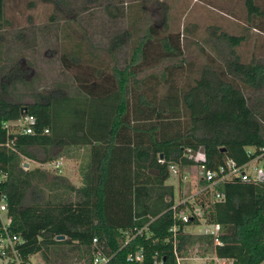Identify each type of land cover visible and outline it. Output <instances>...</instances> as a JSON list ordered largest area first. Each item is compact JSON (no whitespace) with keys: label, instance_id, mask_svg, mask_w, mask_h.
I'll return each instance as SVG.
<instances>
[{"label":"trees","instance_id":"16d2710c","mask_svg":"<svg viewBox=\"0 0 264 264\" xmlns=\"http://www.w3.org/2000/svg\"><path fill=\"white\" fill-rule=\"evenodd\" d=\"M40 1L54 7L52 22L69 7V0ZM5 2L0 0V60L6 56L8 61L6 69H0V170L8 174L3 187L12 232L23 240L20 254H40L42 264H93L98 251L110 258L108 264H178L177 255L186 257L197 247L229 264H261L264 183L217 185L225 198L212 205L208 220L221 224V246L209 236L188 231L194 222L184 225L177 220L172 210L175 186L167 184L169 163H193L184 156L189 148L201 150L213 169L226 159L244 164L250 159L249 147L257 148L256 154L264 148V95L249 99L243 91L244 86L259 93L264 89V64L242 60L237 48L246 38L213 28L219 64H205L198 77L183 84L172 70L181 65L167 68L163 94L151 86V96L135 94L128 86L132 80L138 82L134 65H151L148 59L154 66L179 51L172 36L165 37V54L150 58L157 32L151 26L130 62L126 60L125 68L113 67L111 78L80 83L66 92L57 86L23 103L17 90L27 83L28 71L19 59L8 57L11 51L3 43ZM246 7L249 16L264 15L254 0H247ZM130 37L127 31L113 37L109 53L120 50ZM80 60L76 51L62 56L67 67ZM72 100L76 105L65 115L55 112L57 104L68 107ZM25 114L36 117V133L17 135L13 148L8 147L14 134L2 126ZM46 128L49 133L43 134ZM71 148L86 150L81 187L60 174L23 166V157L48 163ZM174 225L179 226L175 237L170 231ZM60 235L65 238L57 239ZM130 255L142 258L130 261Z\"/></svg>","mask_w":264,"mask_h":264},{"label":"rangeland","instance_id":"374dc122","mask_svg":"<svg viewBox=\"0 0 264 264\" xmlns=\"http://www.w3.org/2000/svg\"><path fill=\"white\" fill-rule=\"evenodd\" d=\"M255 4L264 11V0H255ZM64 14L57 15L52 22L54 7L40 0H6L5 20L2 33L5 34L6 49L11 60H20L22 67L27 69V83L18 85V101L33 102V95L47 93L57 86H63L62 91H71L73 87L90 84L93 81L102 82L111 78L113 67L125 68L130 62L132 52L142 36L149 34L151 26H155L151 50L148 55L158 52L165 54L163 39L172 36L179 47L176 55L164 57L159 63H141L132 67L136 80L129 83L135 94L146 93L151 96L152 87L163 94L168 85L167 68L172 69L174 77L180 84L192 81L207 63L219 64L220 58L213 48V28L219 32L241 35L246 40L237 48L244 62L253 59L264 64V15L248 16L246 4L234 0H69V7ZM131 34L125 45L115 53H109L113 37L124 32ZM19 36V37H17ZM5 51V50H4ZM79 52L81 60L69 67L62 61L65 52ZM173 53V52H171ZM6 56L0 60V69H6ZM152 66V67H150ZM101 69L102 75H97ZM100 76V77H99ZM99 77V78H98ZM84 79V80H83ZM33 82L32 84L28 83ZM68 88V89H67ZM249 99L264 95V89L254 92L243 87ZM132 92V93H133ZM133 93V95H134ZM131 94V97L133 96ZM13 100V98H11ZM76 101L70 106L57 104L55 112L65 115L68 109L74 108ZM87 110V107H83ZM86 150L71 148L63 151L58 159L48 163H39L28 158L23 159L25 168H41L52 174L54 161H61L63 167L59 174L67 177L76 187L83 185L81 175L82 162ZM28 164V165H26ZM167 184L177 181L172 178ZM189 227L187 230L197 232L199 229ZM197 230V231H196ZM192 232V231H191ZM126 238H128L126 236ZM204 254L197 247L189 250L188 255ZM208 254V253H207ZM208 256L216 257L209 253ZM34 260L43 263L40 254ZM75 260V259H74ZM191 264L190 261H183ZM229 264V261L214 260L212 264ZM83 263V262H82ZM81 263V264H82Z\"/></svg>","mask_w":264,"mask_h":264},{"label":"built area","instance_id":"2783aa9c","mask_svg":"<svg viewBox=\"0 0 264 264\" xmlns=\"http://www.w3.org/2000/svg\"><path fill=\"white\" fill-rule=\"evenodd\" d=\"M36 121L34 115L25 114L17 120L5 122L2 126L3 129L7 130L8 134H14L7 146L13 148L17 135L35 134ZM48 133L49 129H44L43 134ZM247 150L250 159L241 165L233 159H226L217 168H209L206 164L205 154L201 150L195 151L192 148L185 150L184 155L185 158L193 162L191 165L185 167L178 163H169L168 165L170 179L173 178L177 181L178 191L175 193V204L172 207L175 217L184 225L194 222L195 225L190 226L199 227V230L191 233L209 236L215 245L223 244L221 240L223 229L221 224L210 222L208 216L212 205L225 198V194L216 188L217 185L236 181L264 183V148L258 154H256L257 148L255 147H249ZM52 163L54 164V173L59 174L63 167L62 162L57 160ZM7 179L8 174L0 170V264H41L34 260L35 255L24 258L20 254L19 245L23 240L11 229L12 218L8 213V195L3 187ZM178 229V225H174L170 229L174 237ZM94 243H97V239H94ZM208 255L199 253L186 257L177 255V263L182 264L187 260L191 264H212L214 260H218L217 257L212 258ZM141 258V255L129 256L130 261L141 260ZM109 260V257L98 251L94 255L93 264H108Z\"/></svg>","mask_w":264,"mask_h":264},{"label":"crops","instance_id":"0c3cea01","mask_svg":"<svg viewBox=\"0 0 264 264\" xmlns=\"http://www.w3.org/2000/svg\"><path fill=\"white\" fill-rule=\"evenodd\" d=\"M234 1H238V2H242V3H244V4H246V1L247 0H234ZM254 2H255V0H254ZM261 11H263V10H261ZM247 12H248V9H247ZM263 13H264V11H263ZM248 14V13H247ZM248 16H249V14H248ZM258 16H262V15H258ZM249 17H251V16H249ZM177 191H178V189L176 190V188H175V192L177 193ZM191 227V226H190ZM189 227H187V229H188ZM194 228H198L199 229V227H196V226H194ZM193 228V229H194ZM192 232L194 231V230H191ZM190 231V232H191ZM197 231V230H196ZM222 260V259H221ZM226 261V260H225ZM182 264H184V262L182 263ZM261 264H264V261L261 263Z\"/></svg>","mask_w":264,"mask_h":264},{"label":"water","instance_id":"95a60500","mask_svg":"<svg viewBox=\"0 0 264 264\" xmlns=\"http://www.w3.org/2000/svg\"><path fill=\"white\" fill-rule=\"evenodd\" d=\"M160 158H163V155H160ZM26 165H28V164H26ZM65 238V236H63V235H60V236H58V238L57 239H64Z\"/></svg>","mask_w":264,"mask_h":264}]
</instances>
